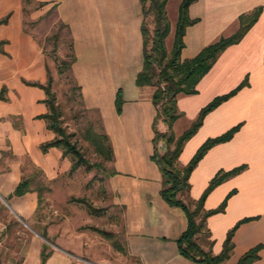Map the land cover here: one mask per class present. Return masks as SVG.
Masks as SVG:
<instances>
[{
  "label": "crops",
  "instance_id": "1",
  "mask_svg": "<svg viewBox=\"0 0 264 264\" xmlns=\"http://www.w3.org/2000/svg\"><path fill=\"white\" fill-rule=\"evenodd\" d=\"M38 1L54 5L57 17L66 24L75 54L71 72L84 105L99 112L113 147L111 166L115 171L109 174L107 186L123 210L127 257L118 263L103 259L96 263L201 264L179 250L177 238L187 228L188 218L182 207L168 203L161 195L162 172L151 157L155 87L136 82L144 63L141 0ZM260 5L263 9L258 19L239 42L219 55L197 83L198 92L178 96L184 113L173 125L176 135L181 134L206 103L248 75L247 85L205 115L179 155L180 164H187L207 138L241 123L230 139L211 146L190 174V194L199 198L220 169L246 164L216 185L204 202L205 208H215L233 191L225 210L207 218L214 253L222 250L228 230L239 219L253 216L236 229L231 254L221 264H236L258 243H263L260 256L250 264H264V0L193 1L189 15L195 22L187 26L181 50L182 59L195 56L207 44L235 32L239 15ZM7 15V21L0 22V41L4 40L0 44V235L16 216L28 228L34 227L16 264H90L84 259L83 245L75 241L69 245L58 223H49L46 214L36 216L40 200L50 190L45 180H57L73 162L60 146L41 147L56 132L43 116L49 111L45 88L30 82L48 81V56L39 39L24 28L21 0H0V18ZM176 22L171 24L167 45L168 40L172 45ZM119 94L123 99L120 110L116 101ZM38 172L42 178L36 180ZM24 179L29 187L17 193V185ZM35 221L37 227L32 224ZM44 232L53 235L58 245L47 251L43 262ZM0 264L13 263L0 260Z\"/></svg>",
  "mask_w": 264,
  "mask_h": 264
},
{
  "label": "trees",
  "instance_id": "2",
  "mask_svg": "<svg viewBox=\"0 0 264 264\" xmlns=\"http://www.w3.org/2000/svg\"><path fill=\"white\" fill-rule=\"evenodd\" d=\"M149 1L150 3L147 4V0H141L143 6L141 30L143 35L144 63L137 74L136 82L138 85H153L155 87L152 95V100L156 107V114L153 120L155 134L153 137L154 150L151 157L159 165L162 172V186L160 192L168 203L182 207L187 215V228L177 238L181 254L201 264H221L231 254L234 247L233 235L236 229L242 222L252 219L253 216H246L239 219L228 230L222 250L219 253H214L212 251L213 239L211 238V231L207 225V218L215 212L225 210L228 199L233 191L229 192L215 208H205L204 202L207 195L216 185L241 171L246 167V164L236 166L230 170L220 169L211 178L209 184L199 198H193L190 194V174L207 150L218 142L230 139L239 129L241 123L232 126L219 135L207 138L198 147L187 164H180L179 155L187 139H189L203 123L205 115L237 93L243 86L247 85L249 83L248 75L231 90L216 95L206 103L200 109L197 118L192 124L179 135H176L173 125L184 112L179 108L177 100L180 94L198 92L197 83L211 69L226 47L239 42L243 38L249 28L258 19L263 7L260 5L251 12L241 13L239 15L240 25L235 32L230 35L221 36L218 40L207 44L195 56L182 59L181 50L185 45L184 35L186 28L188 25L195 22V19L191 18L189 15V6L195 0L181 1L178 9V19L175 26L173 42L170 48H168L167 45V37L171 30V22L166 11L168 0ZM53 7L55 6L53 5ZM147 14L153 15L155 23L153 30L149 27L146 19ZM7 19L8 15L0 18V22H5ZM3 42L4 40H1L0 44ZM149 43H151L150 47H148ZM74 60L75 54L73 52V58L69 63L70 69ZM30 83L45 88L49 111L44 113L43 116L47 118L49 127L56 132L55 137L43 142L41 147L46 150L50 146H60L63 148V153L65 155L72 154L75 159L72 163L71 170L76 169L81 163H87L88 166L99 164L89 161L78 143L72 139L73 133L67 131L66 127L62 124L61 108L56 101V93L52 89L51 76L49 75L46 83L38 81ZM77 86L82 98L80 86L78 84ZM2 95L1 92L0 97H2ZM116 101L117 108L120 110L123 103L120 94L117 96ZM100 119L102 121L101 116ZM85 137L90 140L105 160H113V147L104 128L99 131L90 125L85 131ZM114 171L115 169L112 168L110 173ZM28 187V179H24L17 185L16 192L22 193L26 191ZM71 199L75 201H84L92 208L83 197L72 196ZM103 232L111 234L109 231ZM199 240L207 243L208 247L205 248ZM262 247L263 243H258L249 248L240 256L236 264H250L253 260L259 258V251ZM48 253L49 252L43 249V262L48 256Z\"/></svg>",
  "mask_w": 264,
  "mask_h": 264
},
{
  "label": "rangeland",
  "instance_id": "3",
  "mask_svg": "<svg viewBox=\"0 0 264 264\" xmlns=\"http://www.w3.org/2000/svg\"><path fill=\"white\" fill-rule=\"evenodd\" d=\"M21 2L24 28L39 39L47 53L49 75L52 78L56 101L61 108L62 124L67 131L73 133L72 139L78 143L89 161L99 163L91 166L81 163L76 169L61 173L53 182L48 183L46 179L45 183L49 185L50 190H46V197L40 200L36 216L46 214L49 223H58L61 226V234L69 245L73 246L71 242L74 241L80 246L83 245L81 250L86 257L84 259L90 261V264H97L101 259L105 262H122L127 257L122 223L123 210L114 202V196L107 186V178L112 169L111 161L105 160L85 137V131L90 125L101 131L103 124L99 112L83 104L71 72L69 63L73 58V51L69 30L57 17L53 6L48 7L38 0ZM177 2L178 0H169L167 5V15L172 26L177 18ZM149 3L147 0V4ZM146 19L153 30V15L147 14ZM170 47L171 41L168 40V48ZM68 155L73 162L74 156ZM37 178H42L41 172L36 173L35 179ZM72 196L83 197L92 208L84 201L72 200ZM32 224L38 226L36 221ZM32 230L34 227L28 228L18 217L12 216L10 224L5 227V233L0 235V260L18 263L25 253L22 250L23 242L25 238L31 237ZM103 231H109L111 234ZM43 236L46 238V252L58 245L54 242L53 235L44 232ZM69 253L75 257L73 252Z\"/></svg>",
  "mask_w": 264,
  "mask_h": 264
}]
</instances>
